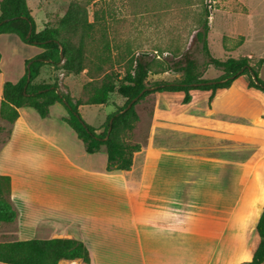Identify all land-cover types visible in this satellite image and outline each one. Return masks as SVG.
<instances>
[{
    "label": "crops",
    "instance_id": "obj_1",
    "mask_svg": "<svg viewBox=\"0 0 264 264\" xmlns=\"http://www.w3.org/2000/svg\"><path fill=\"white\" fill-rule=\"evenodd\" d=\"M241 15L222 11L224 20ZM4 34L12 33L0 36ZM6 81L12 82L0 69V101ZM232 84L216 92L214 107L205 116L189 117L188 136L181 126L173 128V148L166 146L163 131L153 135L151 130L127 172L105 169L104 147L87 153L58 103L49 106L46 117L20 107L12 124L0 119L8 131L7 141H0V175L10 178L9 199L16 211L13 222L0 224V241L4 235L10 241L71 238L89 250V263L61 259L58 264H196L207 242L211 247L201 264L250 261L264 207V145L241 158H230L228 151H197L217 144L251 150L264 136V93L247 86L238 94L252 111L259 110L250 125L245 124L246 116L232 102L234 94L222 92ZM192 103H187L190 108ZM230 116L236 125H229ZM70 131L81 146L74 148V142L66 141L73 138ZM57 154L68 174L51 172ZM54 176L65 177V184H50L57 181ZM99 188L112 196L108 205H95ZM68 192L88 195L93 202L71 206Z\"/></svg>",
    "mask_w": 264,
    "mask_h": 264
},
{
    "label": "rangeland",
    "instance_id": "obj_2",
    "mask_svg": "<svg viewBox=\"0 0 264 264\" xmlns=\"http://www.w3.org/2000/svg\"><path fill=\"white\" fill-rule=\"evenodd\" d=\"M70 1L72 0H26L27 7L34 18L36 30H40L46 24L51 14L63 15ZM77 1L87 4L88 19L95 21L91 35L85 41V51L89 60L87 64L93 69L101 65L103 68H112L117 76H121L125 62L141 55L159 61L171 62L181 58L183 54H187L199 64H203L205 58L200 52L199 43L194 40V34L200 28L202 14L204 8H206L210 14L207 43L211 55L219 59L246 56L250 58V63L255 66H257L258 60L262 58L263 61L258 66V76L264 80V0H241L247 9V14L242 3L238 0ZM222 11H234L240 15L241 13L245 14L241 15L239 19H236V16H226L224 20ZM228 26H230L229 30L227 29ZM39 51H41V48L23 43L15 34L0 36V69L3 71L4 76L12 82L17 81L18 77H21L24 73L25 61L38 54ZM219 74L218 70L208 66L203 77L212 79ZM179 77V74L168 71L150 74L148 82L155 80L171 81ZM54 78L58 80L59 89L67 91L74 99L81 97L82 85L89 81L86 70L78 75H68L49 66L40 73L37 81H52ZM232 86L231 90H223L222 92L224 94H226L225 92L234 94L231 97L234 98L232 102L246 116L248 122L244 121L243 123L249 124V119L252 121L255 115H258L259 110L252 111L251 107L246 106L244 101L238 98V94L243 93L247 88V77L241 76L233 82ZM209 94L205 91H192L191 102L193 103L191 108L188 104L182 103V94L178 92L153 93L144 97L134 106L139 119L133 129L124 135L125 141L128 144L140 145L147 141L151 130H153V135H158L161 130L167 143L166 146L170 149L173 148V128L175 126L184 128L186 130L185 136H188L189 117L194 115L203 117L212 110L214 107L213 99L209 97ZM115 103L121 105L123 99L116 94H111L107 104L81 105L79 106V113L86 123L99 128L106 117L117 108L114 105ZM59 106L62 105L59 104ZM260 109L264 112V105L263 107L261 105ZM263 112L260 115L261 118H264ZM55 114L56 108L53 109L51 117H54ZM228 120L230 126L236 125L235 117L230 116ZM239 124H242V122H239ZM68 128L72 130L70 127ZM248 130L255 133L254 128ZM71 133L73 134V131ZM246 135L249 134L246 133ZM3 136L5 134L1 133L0 140ZM261 137L260 141H255L257 147L251 150L232 147L229 150L222 149L217 144L198 148L197 151L203 150L207 153L224 154L228 151L227 155L230 158H241L243 157L242 154L255 153L257 149L264 145V136L261 135ZM74 140H78L74 134L73 138L68 137L66 139L71 143ZM73 144L74 148H77L78 144L81 146L80 143L76 145L74 142ZM52 162L54 170L51 172H57V174L53 173L54 175L60 176L61 172L68 174L65 167H63L64 162L59 154L53 155ZM96 162L100 164V160ZM57 176H54L57 181L49 183H57L59 186L62 180L64 185L65 177L61 179ZM88 189L90 190V188ZM68 196L71 206H75L77 203L81 205L85 201L89 203L90 200L88 195L79 196L74 192H68ZM95 196H97L95 205L98 203L108 205V199L112 198L102 188L97 190ZM90 202H93L92 199ZM3 237L2 241H10L9 237L5 235ZM210 247L209 242L203 245L200 256L196 259V264H201L204 260L203 257H207ZM0 264L7 263L0 262Z\"/></svg>",
    "mask_w": 264,
    "mask_h": 264
},
{
    "label": "trees",
    "instance_id": "obj_3",
    "mask_svg": "<svg viewBox=\"0 0 264 264\" xmlns=\"http://www.w3.org/2000/svg\"><path fill=\"white\" fill-rule=\"evenodd\" d=\"M86 7V3L72 0L63 15L51 14L46 24L36 30L26 0H0V34H15L23 43L41 48L38 54L25 61L24 73L16 82H4L0 101L2 121L12 124L18 117L20 107H31L40 117H46L49 106L59 103L67 113L64 121L83 143L85 151L93 153L104 147L107 156L105 169L127 172L132 165L133 154L140 149V145L128 144L124 135L138 121L134 106L144 97L153 93L178 92L182 94V103L187 104L191 101L192 91H208L209 97L213 98L218 90L229 88L240 76L247 77L249 88L264 93V80L258 76L262 59L255 66L246 56L219 59L211 55L207 43L210 14L206 8L200 28L194 34V40L199 43L200 52L205 58L203 64L187 54L171 62L141 55L125 62L121 76H117L112 68L101 65L93 69L87 64L85 41L90 37L95 21L88 19ZM48 66L68 75H78L86 70L89 81L82 85L81 97L74 99L67 91L59 89L56 78L37 81ZM208 66L220 74L212 79L204 78ZM168 71L180 77L171 81L148 82L150 74ZM111 94L119 96L123 103L114 104L117 108L106 117L101 127L86 123L79 113V106L107 104ZM2 131L6 133L1 143L8 137V131L0 125V133ZM9 195L10 178L0 175V224L11 223L16 218ZM255 228L258 244L251 260L240 264L264 262V207ZM61 259H81L89 263L90 254L81 241L71 238L0 241V262L3 263L58 264Z\"/></svg>",
    "mask_w": 264,
    "mask_h": 264
},
{
    "label": "water",
    "instance_id": "obj_4",
    "mask_svg": "<svg viewBox=\"0 0 264 264\" xmlns=\"http://www.w3.org/2000/svg\"><path fill=\"white\" fill-rule=\"evenodd\" d=\"M30 31H31V28L29 29V32H28V33H30ZM127 107H129V105H128ZM109 122H111V120H110ZM109 129H110V128H109ZM109 129H108V131H109Z\"/></svg>",
    "mask_w": 264,
    "mask_h": 264
}]
</instances>
